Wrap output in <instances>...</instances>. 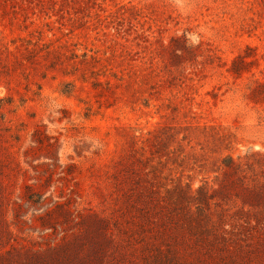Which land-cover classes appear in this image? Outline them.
<instances>
[{
  "label": "rangeland",
  "instance_id": "rangeland-1",
  "mask_svg": "<svg viewBox=\"0 0 264 264\" xmlns=\"http://www.w3.org/2000/svg\"><path fill=\"white\" fill-rule=\"evenodd\" d=\"M0 264H264V0H0Z\"/></svg>",
  "mask_w": 264,
  "mask_h": 264
}]
</instances>
